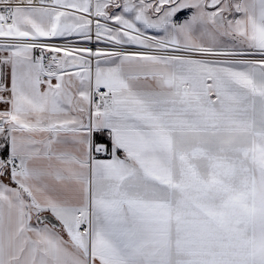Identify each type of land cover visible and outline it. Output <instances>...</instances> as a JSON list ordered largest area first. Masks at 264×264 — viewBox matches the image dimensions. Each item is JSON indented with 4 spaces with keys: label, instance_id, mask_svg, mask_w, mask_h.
Instances as JSON below:
<instances>
[{
    "label": "snow or ice",
    "instance_id": "obj_1",
    "mask_svg": "<svg viewBox=\"0 0 264 264\" xmlns=\"http://www.w3.org/2000/svg\"><path fill=\"white\" fill-rule=\"evenodd\" d=\"M0 264H264V0H0Z\"/></svg>",
    "mask_w": 264,
    "mask_h": 264
},
{
    "label": "built area",
    "instance_id": "obj_2",
    "mask_svg": "<svg viewBox=\"0 0 264 264\" xmlns=\"http://www.w3.org/2000/svg\"><path fill=\"white\" fill-rule=\"evenodd\" d=\"M90 46H92V47H96V45H95V44H93V45H90Z\"/></svg>",
    "mask_w": 264,
    "mask_h": 264
}]
</instances>
